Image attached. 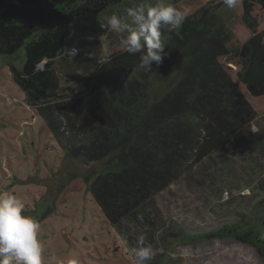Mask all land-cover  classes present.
Returning a JSON list of instances; mask_svg holds the SVG:
<instances>
[{
    "label": "trees",
    "instance_id": "1",
    "mask_svg": "<svg viewBox=\"0 0 264 264\" xmlns=\"http://www.w3.org/2000/svg\"><path fill=\"white\" fill-rule=\"evenodd\" d=\"M135 1L0 0V55L9 58L11 81L24 93V103L35 108L64 156L101 163L87 186L119 235L128 231L130 220L148 230L145 244L154 251L167 235L184 233L189 241L219 238L246 243L264 258L262 180L247 195L234 194L226 202L232 219L207 230L187 233L180 228L156 238L153 206L155 194L202 160L207 165L221 162L229 169L230 159L220 148H235L245 141V130L256 113L240 84L252 95L264 94V30L257 29L251 14L264 0H242L241 20L250 37L234 51L240 63L235 79L218 60L229 51L208 21L223 0L208 1L190 13L179 30L162 29L167 55L158 67L153 64L152 71L138 69L139 54L125 51L101 64L97 40L105 31L101 24L128 7L157 0ZM179 1L167 3L175 6ZM102 11L104 15L94 17ZM90 15L94 16L88 19ZM72 49L75 53L68 55ZM63 75L71 78V86L61 85ZM256 136L254 144L263 153V137ZM247 157L258 169L255 174L262 172L260 168L264 171L256 157ZM227 183L234 189L243 186L233 177ZM159 256L164 253H156L146 264H155Z\"/></svg>",
    "mask_w": 264,
    "mask_h": 264
},
{
    "label": "rangeland",
    "instance_id": "2",
    "mask_svg": "<svg viewBox=\"0 0 264 264\" xmlns=\"http://www.w3.org/2000/svg\"><path fill=\"white\" fill-rule=\"evenodd\" d=\"M208 1L211 0H181L175 6L187 7L193 13ZM241 10L242 0L235 9L222 3L208 18L229 51L218 60L229 68L233 79L240 68L234 51L250 37V30L241 20ZM104 14L102 11L88 19ZM251 14L257 19V29L264 30V5L255 4ZM97 37L101 64L110 63L113 55L123 51L118 34L105 30ZM8 60L0 55V194L14 195L24 205V214L39 222L43 264H137L131 250L137 238L147 235L148 230L128 220V231L121 236L106 221L87 186L101 163H84L63 155L35 108L24 103V93L11 81ZM71 83L70 77H61L62 86ZM240 89L256 116L245 130V141L235 148H220L230 159V168H224L221 162L207 165L202 160L155 194L153 206L158 219L154 237L180 228L187 233L207 230L232 219L226 202L234 194L247 195L258 181L264 182L263 169L255 174L257 167L247 159L252 154L264 168V94L252 95L242 84ZM256 135L263 137V153L258 151L259 144H254ZM89 173L92 176L87 180ZM232 177L243 186L234 189L227 183ZM222 184L226 191L221 192ZM185 236L167 235L155 251L164 256L156 258L155 264H264V258L246 243L219 238L189 241Z\"/></svg>",
    "mask_w": 264,
    "mask_h": 264
},
{
    "label": "clouds",
    "instance_id": "3",
    "mask_svg": "<svg viewBox=\"0 0 264 264\" xmlns=\"http://www.w3.org/2000/svg\"><path fill=\"white\" fill-rule=\"evenodd\" d=\"M241 0H223L229 9H235ZM190 9L177 8L167 0L156 3H138L128 7L122 15H111L101 27L118 34L119 44L128 54H139L138 69L146 72L157 67L167 55L162 29L179 30ZM75 49L69 53L74 54ZM24 205L11 194H0V264H43V246L39 239V222L23 212ZM132 248L137 264H146L156 252L145 244V236L137 239Z\"/></svg>",
    "mask_w": 264,
    "mask_h": 264
},
{
    "label": "crops",
    "instance_id": "4",
    "mask_svg": "<svg viewBox=\"0 0 264 264\" xmlns=\"http://www.w3.org/2000/svg\"><path fill=\"white\" fill-rule=\"evenodd\" d=\"M222 17V16H221Z\"/></svg>",
    "mask_w": 264,
    "mask_h": 264
}]
</instances>
